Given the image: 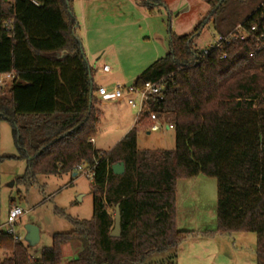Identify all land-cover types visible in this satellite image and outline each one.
<instances>
[{
  "label": "trees",
  "instance_id": "16d2710c",
  "mask_svg": "<svg viewBox=\"0 0 264 264\" xmlns=\"http://www.w3.org/2000/svg\"><path fill=\"white\" fill-rule=\"evenodd\" d=\"M162 1L147 0L149 11ZM202 1L210 12L196 33H171L166 58L133 85L160 87L147 102L150 112L106 153L91 142L102 113L71 0H0V75H15L8 94L0 89V122L10 124L16 158L27 162L22 181L30 186L39 175H78V166H96L92 219L55 234L38 258L14 233L0 232V264H176L192 236L176 228L177 183L200 176L217 180L218 232L255 233L256 264H264V44L256 40L264 32V0H255L240 23L251 32L248 40L207 55L194 39L235 0ZM238 26L219 27L220 37ZM151 114L173 126L174 150L138 151L137 132ZM119 163L125 173L116 176L112 166ZM118 205L121 236L113 238ZM72 243L81 251L65 262L63 249Z\"/></svg>",
  "mask_w": 264,
  "mask_h": 264
},
{
  "label": "rangeland",
  "instance_id": "374dc122",
  "mask_svg": "<svg viewBox=\"0 0 264 264\" xmlns=\"http://www.w3.org/2000/svg\"><path fill=\"white\" fill-rule=\"evenodd\" d=\"M255 0L233 1L226 15L209 22L194 39L197 51L214 48L220 38V28L241 25L257 8ZM72 13L77 20L76 36L80 40L88 63L96 71V80L105 86L113 83L130 87L151 66L166 58L170 34L194 35L205 20L210 7L202 0H163L149 11L147 0H71ZM222 22V20H224ZM241 32V31H240ZM107 65L111 73L104 74ZM96 96V95H95ZM131 96L121 100L98 103L102 116L96 135L97 148L113 150L138 121V109L129 104ZM150 112L148 106L145 113ZM162 128L151 132L146 118L137 132L138 151L174 150L175 132ZM131 127V128H130ZM12 136V127L0 122V218L5 222L13 207L24 210V216L12 227V232L38 258L44 248L52 246L55 234L76 230L74 221L93 217L92 180L78 174L59 176L39 175L32 185L22 181L27 162L19 160ZM188 184V185H187ZM14 201L15 205H11ZM218 186L215 178L200 176L179 180L176 196V228L199 234L186 239L179 247L176 264H256L255 233L218 232ZM40 230V243L30 247L25 242L26 226ZM3 228L1 232H8ZM207 234V235H205ZM81 247L72 243L64 247V261L78 257ZM169 255L160 256L166 260Z\"/></svg>",
  "mask_w": 264,
  "mask_h": 264
},
{
  "label": "built area",
  "instance_id": "2783aa9c",
  "mask_svg": "<svg viewBox=\"0 0 264 264\" xmlns=\"http://www.w3.org/2000/svg\"><path fill=\"white\" fill-rule=\"evenodd\" d=\"M241 31V32H240ZM252 33L256 32V28L253 27L251 29ZM251 37V32L245 30L242 25H239L238 28L230 33L227 37H220L218 43L215 45L214 48L219 49L223 48L225 45H229L231 41L233 40H242L246 41ZM257 42L259 44H264V32L261 33L257 37ZM205 55H207L209 52L205 51ZM252 56V55H251ZM225 56H223L224 58ZM103 71L105 73H108L110 71V68L108 66H105L103 68ZM161 93V89L157 84L153 83H147L145 85V88L143 90H137L132 85L130 87H125L122 85H117L113 89H108L104 87L98 88L97 95L103 100V102H112V101H120L123 99L125 95L131 96V99H129V104L135 108L138 109V120H140L143 115L145 114V108L147 107L148 100L153 96H159ZM150 121L152 122L150 126L151 132H158L161 130L162 126L160 121L156 118L155 115L151 114ZM168 130H173L172 125H167ZM93 143V140L91 141ZM95 169L96 166H87L85 164H82L77 167L78 174H81L82 176L93 180L95 176ZM25 212L20 207H13L10 209L9 213L7 214V218L5 222L2 221L0 218V232L3 228H9V231L6 233H13L12 227L24 216ZM17 239H19L17 237Z\"/></svg>",
  "mask_w": 264,
  "mask_h": 264
},
{
  "label": "water",
  "instance_id": "95a60500",
  "mask_svg": "<svg viewBox=\"0 0 264 264\" xmlns=\"http://www.w3.org/2000/svg\"><path fill=\"white\" fill-rule=\"evenodd\" d=\"M113 173L116 176H121L125 173V167L123 163H119L112 166ZM113 238H119L121 236V212H120V205L116 207V214H115V227L111 233ZM41 241L40 237V230L38 227L34 225H27L26 226V237L25 242L29 244L30 247L37 246Z\"/></svg>",
  "mask_w": 264,
  "mask_h": 264
},
{
  "label": "crops",
  "instance_id": "0c3cea01",
  "mask_svg": "<svg viewBox=\"0 0 264 264\" xmlns=\"http://www.w3.org/2000/svg\"><path fill=\"white\" fill-rule=\"evenodd\" d=\"M75 33H76V31H75ZM90 65V64H89ZM105 66H107V65H104V67ZM90 67L93 69V71H94V73H93V81H94V84H95V86L97 87V88H100V87H104V88H108L109 90L110 89H112V87H113V83L112 84H110L108 87L107 86H105L102 82H101V79L100 80H96V71H95V69H94V67L93 66H91L90 65ZM103 67V68H104ZM102 71H103V69H102ZM103 73L104 74H109V73H111V69H110V71L108 72V73H105L104 71H103ZM14 79H15V75L14 74H6V75H0V89H2V91H3V93L4 94H8V92L10 91V89H11V86H12V84H13V81H14ZM96 100H97V105H99L100 103H103V100L96 94ZM113 102V101H112ZM122 101L120 100V101H118V103H121ZM99 103V104H98ZM105 103V105H107V104H109V102H104ZM97 105H96V107H97ZM160 121V120H159ZM138 122V121H137ZM137 122H136V124H137ZM149 122H150V124H152V122L149 120ZM160 123H161V121H160ZM136 124L135 125H133V128L136 126ZM161 124H165V123H161ZM131 128V127H130ZM132 128V129H133ZM166 130H168V128L166 127ZM128 134V133H127ZM126 136V135H125ZM125 136H124V138H125ZM93 144H94V147L96 148V150H98V151H102L103 152V150L102 149H99V148H97V141H96V137L93 139ZM74 176H77L76 174H74ZM188 185V184H187ZM182 231H185V230H182ZM187 232H190V231H187ZM190 233H192V232H190ZM198 236H199V234H195V233H192V236L191 237H189L188 239H197L198 238ZM177 258H178V253H177Z\"/></svg>",
  "mask_w": 264,
  "mask_h": 264
}]
</instances>
